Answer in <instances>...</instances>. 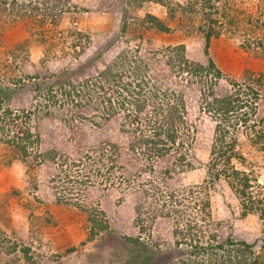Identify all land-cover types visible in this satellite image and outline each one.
<instances>
[{
  "label": "rangeland",
  "instance_id": "1",
  "mask_svg": "<svg viewBox=\"0 0 264 264\" xmlns=\"http://www.w3.org/2000/svg\"><path fill=\"white\" fill-rule=\"evenodd\" d=\"M236 1L245 11L253 7L251 0ZM14 2L12 9L4 12L0 4V88L5 89V96L0 94L1 105L16 113L30 110L26 125L30 140L33 136L38 140L28 145L30 151L24 160L0 142V264L12 258L18 261L10 260V264H25L19 252H4L15 244V250L30 248L34 264H123L132 260L126 236L138 237L160 253L151 264H168L173 257L167 253L176 248L171 219L157 215L149 221L143 214L135 223L133 207L142 202L143 211L150 214L158 208L153 193L156 186L162 191L181 192L207 177L212 123L200 109L198 86L189 82L192 76L176 74L163 63L165 48L176 44L184 45L189 59L205 62L202 34L191 25L200 20L199 14L189 21L177 13L167 21L164 9L154 0ZM21 5L24 13L17 15ZM50 10L55 16L43 15ZM121 12L128 22L123 32L119 30ZM145 12L164 18L171 30L160 33L136 26L134 19ZM238 43L237 36L221 34L207 45L208 56L224 77L215 86L218 93L229 89L227 80L264 74V59L242 50ZM123 57L126 60L121 64ZM62 70L72 72L74 86L68 87L70 92L65 95L59 93V84L50 75ZM114 70L120 78L106 81ZM34 74L48 77L44 88L53 83L56 104L48 115L42 114L43 97L34 94L29 81L18 87L22 80L27 82L25 75ZM139 80L144 89L155 90L156 85L157 93L166 89L182 94L192 137L181 161L177 160L178 152L153 157L146 150L135 153L128 149L130 129L137 122L142 127L150 125L145 120L148 110L138 115L139 121L122 116V107L115 117L107 116L105 98L114 103L119 100L116 81L132 85ZM255 108L254 129L261 134L256 139L250 135L251 129L238 131L234 151L239 155L232 157L231 163L247 174L249 195L264 202V93L259 94ZM20 128L18 120L7 123L9 134L19 133ZM112 143L117 155L111 152ZM45 154L52 155V160ZM38 158L41 163L35 164ZM51 187L64 190L80 206L94 210L105 226L95 228L87 240L86 214L73 204L55 202ZM205 191L218 238L254 242L252 249L258 253L262 225L257 213L242 215L239 200L222 178ZM180 245L188 252V245ZM69 248L72 251L67 252Z\"/></svg>",
  "mask_w": 264,
  "mask_h": 264
},
{
  "label": "trees",
  "instance_id": "2",
  "mask_svg": "<svg viewBox=\"0 0 264 264\" xmlns=\"http://www.w3.org/2000/svg\"><path fill=\"white\" fill-rule=\"evenodd\" d=\"M9 1L0 0L3 12L12 9L11 4L15 2L14 0ZM144 1L149 0H139V2ZM154 2L164 9L167 21L174 19L177 13L183 17L185 15L189 21L199 14L198 18L200 20L197 21L195 26L192 23L191 25L197 32L202 34L204 40L203 53L206 56L205 62L189 59L185 55L184 45L176 44L165 48L166 54L163 63L175 71L176 74H188L194 78L189 82L198 86V92L202 100L200 109L212 123V135L208 160L205 164L207 177L200 184L190 186L181 192L162 191L156 186L153 193H155L158 208H155L149 214L143 211L142 202H138L133 207L135 212L134 222H140L144 217L143 214L146 215L145 218L149 221H152L157 215L160 218L171 219L172 235L176 248L167 253L170 257H173V259H169L168 264H264V202L260 199H253L249 195L250 180L247 174L236 169L231 163L232 157L235 158L239 155L234 151L237 141L235 136L238 131L246 128L251 129L252 134L250 135L254 134L256 139L261 134V130L254 129L256 120L253 121L252 117L255 114V103L259 94L264 93V74L259 73L256 78H252L251 73H249L243 75L240 81L227 80L230 86L229 89L218 93L215 86L224 77L221 70L207 54V45L210 39H217L221 34H228L238 37V46L242 50L264 59V0H251L250 4L253 7L249 8L248 11L237 6L236 0H154ZM20 8L22 10H17V15H23L24 13L22 5ZM32 9L36 10L37 8L34 6ZM43 15L55 16L52 10L45 12ZM120 22L119 30L123 32L128 26L123 12L120 15ZM134 23H136V26H144L145 29H153L160 33H167L171 30L164 18L149 12L135 18ZM75 34L80 38L85 37L80 32H75ZM125 60L126 58L123 57L120 63L122 64ZM71 73L70 70H62L59 73L50 74L52 80L59 84L57 86L59 93L63 95L70 92L67 90L68 87L74 88L70 81ZM136 75L139 76V74ZM25 76L28 79L27 82L18 79V82L22 80L21 85L19 84L18 87L24 86L29 81L32 84L31 90L34 94L43 97V104L37 107L42 108V114L48 115L49 108L54 107V104H56L52 89L54 87L53 83L48 82V85L44 88L48 77L42 78L38 74ZM109 76L111 78L104 79L109 81L116 77L120 78L119 73L117 74L115 70ZM116 83L119 100L114 103L106 97V101L103 102L109 118L115 117L117 110L122 107L125 111H123L122 116L136 118L139 121L138 115L148 110L145 120L150 125L142 127L141 122H137V125L130 129L129 132L132 138L128 142V149L135 153L146 150V153H150L153 157H162L172 152H178L177 160L181 161L183 155H185L184 151L189 148L192 137L191 124L185 118V105L182 94L166 89L157 93L156 89L158 87L156 85L153 86L155 90L144 89L141 80L134 82L132 85L130 82L119 84L116 81ZM92 85L95 86V83ZM0 94L5 96V89L0 88ZM1 99L2 97H0V142L12 148L24 160L30 151L28 145L38 140L37 136H33L31 138L33 140H30L32 136L26 125L31 112L30 110H24L16 113L8 107L2 106ZM12 120L20 122L22 128H20L19 133L9 134L7 123ZM144 131L147 133H143ZM110 145L111 152L116 151V144L112 143ZM45 158L52 160V155L45 154ZM39 161L40 158L35 160V164L41 163ZM186 164L190 166L188 162ZM221 178L239 200L242 215L251 212L257 213L262 225L258 253L252 249L254 242L234 240L230 236L219 239L216 234L214 229L216 224L214 225L211 220L210 203L205 189L212 182ZM79 182L83 183L84 180ZM53 189L55 202L73 204L86 214V220L89 224L87 240H90L95 234V228L101 229L105 226L100 219H97L94 210L80 206L75 198L68 197L64 190ZM124 239L130 245L128 250L131 252L132 260H125L123 264H129L130 262L151 264L152 259L158 258V254H160L157 250L142 244L138 237L126 236ZM180 244L188 245V252L184 251ZM16 248L15 244L9 249H5L4 252H19L23 262L31 264L33 260L30 248L20 246L19 249L15 250ZM68 251H72V248H69ZM54 256H59V253L54 254ZM163 258L168 261L166 256H163ZM10 260L15 262L18 261V258ZM9 261L7 260L5 264H10Z\"/></svg>",
  "mask_w": 264,
  "mask_h": 264
}]
</instances>
